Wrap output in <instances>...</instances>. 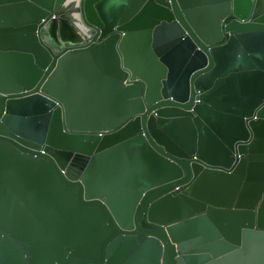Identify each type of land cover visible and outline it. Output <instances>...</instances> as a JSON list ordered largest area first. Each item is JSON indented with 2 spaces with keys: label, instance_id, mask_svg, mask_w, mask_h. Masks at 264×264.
<instances>
[{
  "label": "water",
  "instance_id": "obj_1",
  "mask_svg": "<svg viewBox=\"0 0 264 264\" xmlns=\"http://www.w3.org/2000/svg\"><path fill=\"white\" fill-rule=\"evenodd\" d=\"M0 264H264V0H0Z\"/></svg>",
  "mask_w": 264,
  "mask_h": 264
}]
</instances>
